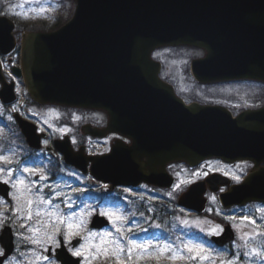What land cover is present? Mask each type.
Wrapping results in <instances>:
<instances>
[{"label":"water","instance_id":"obj_1","mask_svg":"<svg viewBox=\"0 0 264 264\" xmlns=\"http://www.w3.org/2000/svg\"><path fill=\"white\" fill-rule=\"evenodd\" d=\"M71 18L54 31L21 34L20 68L31 99L55 104L100 109L107 113L104 133L82 130L93 137L108 132L130 140L114 141L106 154L86 156L74 151L68 137L54 147L66 164L97 180L118 185L170 188L169 164L195 167L217 158L226 163H253L244 180L232 184L219 173L191 183L177 197V205L196 213L206 209V192L219 194L224 208L250 202L264 203V107L232 116L223 107L186 104L172 87L158 78L151 51L169 45H194L206 55L193 65L195 78L212 82L250 77L264 81V0H74ZM14 23L0 15V54L15 46ZM239 75V76H238ZM245 75V76H244ZM0 100L15 99L14 83H7L0 66ZM29 148L41 149L45 137L36 126L15 115ZM50 153L52 150L47 148ZM40 179V176L38 177ZM0 196L7 202L9 186L0 181ZM108 221L94 215L90 227L102 229ZM211 241L224 247L234 240L229 224ZM55 257L60 264H80L60 239ZM80 239L71 242L73 247ZM0 246L14 251L12 228L0 231Z\"/></svg>","mask_w":264,"mask_h":264},{"label":"rangeland","instance_id":"obj_2","mask_svg":"<svg viewBox=\"0 0 264 264\" xmlns=\"http://www.w3.org/2000/svg\"><path fill=\"white\" fill-rule=\"evenodd\" d=\"M3 2L4 0H0V12L6 11L8 7H3ZM11 5L13 6V11H28L30 15L31 9L38 10L40 7L47 9L49 6H51V9L53 10L49 11L46 18L38 17L20 19L13 16L18 24L21 26H27L43 19H48L49 21L51 20L50 22L54 24L55 20H52L53 13L63 14L64 17H66L68 16V11H70L71 16L75 3L74 0H46V2L45 0H40L39 3H35L34 0H15V2ZM21 5H23V7H21ZM70 16H68V18ZM50 27H54V25H51ZM195 54V51L183 48L178 50L165 49L160 54L162 64L164 67H166L171 80L177 82L179 87L182 89L193 87L191 80L185 75L183 69H181V66L183 65V60L185 58H189ZM21 85L22 83H19L17 86V92L20 93L22 101H24L27 104L29 110H31L29 113L31 114L32 118H34L39 127L43 129V132L46 133L47 139L45 140H47L48 143L45 144L44 140L42 149L40 151L34 152L29 150L24 141L19 136V131L17 129L10 128L7 110L0 104V109L3 110V114L0 115V142L2 141L0 143V155L8 156L9 160L12 161V163L7 165H5L3 161H0V168H4V173L0 175H3L4 178L9 179L10 183L8 184H11V181H15L18 178L23 179L25 184L31 188V193L29 195L34 201L39 196L43 197L45 200L51 201V203L49 205L34 203L32 206L33 216L31 220L27 219L26 206L23 207V210L20 213H13L12 208L16 206V201L13 200L12 195H10V203L6 202L5 204H0V209L5 210L4 218L6 222L4 225L11 226L13 231L15 249L12 255L17 251H20L24 252L27 256L32 257V252L30 250H34L36 253L43 255H48L49 251L45 252L42 246L23 242L22 237L18 238L16 232H20L23 233L24 236H28L31 235V233L27 231L28 227H40L41 233L38 235L43 238L42 234L45 230V225L42 223L38 225L37 220H46L48 218L43 216L38 217L36 216V212L37 210L54 211L56 205H59L60 214L63 215H67L70 212H75L79 215L82 210L85 213H91V215L85 214L84 219L86 224L81 231L80 236L73 238H80L81 242L78 246L73 248H78L81 244H84L86 248L88 247L89 242L86 239H82L81 237H86L89 231H100L91 229L89 227V223L91 217L94 214L100 215L101 211H112L124 216L126 218L123 222L125 232L127 233L128 229H132L131 233H128L129 238L136 240L137 243H151L152 245L167 243L171 244L173 247L181 248L183 243L192 241L193 243H203L206 248L214 250V254L222 253L224 249L227 248L229 257L238 251V249L233 247L232 243L226 245L224 248H218L212 245L210 237L202 233L199 228L195 227L191 222L196 220L204 222L207 220L212 221L213 225L220 224L222 227L228 223L234 231V241H236L238 244L243 243V241L237 240V236L241 232H251L253 227L247 223L241 224L239 220L241 216H252L256 220L257 224L264 226V220H261L260 218L261 214L257 213L255 210L256 206H264L263 203H249L242 207L223 208L220 204L218 196L212 193L207 194V209L211 208V212L206 210L202 214H195L184 209L181 211L182 208L178 207L176 204V198L187 188L190 183L182 184L179 190H174L173 188L163 189L142 183L135 188L128 186H118L112 191H104L105 183L96 180L89 174H82L72 166L65 165L60 156L53 158L45 150V146L52 148L53 138L61 137L64 133H74L73 140H71L72 146L74 148H77L79 145L83 144L81 138L76 135L77 128L80 122L83 120L81 119L80 114L76 111L67 110L66 108L68 107L64 108V106H39L33 104L27 95L24 86ZM245 88L239 94L243 100L246 98L249 101L256 93H254L253 89L249 87ZM259 93H257V95ZM260 98L264 99V97ZM50 109L54 110V112H49ZM55 113H59V117H57ZM73 114H75L78 119L74 120ZM45 120H48V122L52 124L53 127H49V123H44ZM57 129L66 130L61 132ZM85 144L87 146L85 149L86 152L88 151L94 154L104 153L109 149V143L107 141H95L94 143L86 142ZM237 164H240L241 167L244 168L245 173H247L251 167V164L248 162L225 164L215 159H209L192 170L188 169L187 167H182L181 165H174L168 169V172L174 177L175 184H177L180 180H191L194 182L204 176V173L209 174L210 172L215 171L223 175H225V172H236V174L242 175V177H244L245 175L236 169L235 166ZM209 165H211V167H209ZM24 167L37 169L38 171L35 175H39L41 173L46 175L49 173L52 179L49 182L36 181L34 179L35 175H30L29 173L23 172ZM8 168L13 169L14 174L11 177H8L7 175ZM197 172L199 175H192L193 173ZM177 173H179V176ZM226 176L232 179L231 174ZM232 181L235 182L233 179ZM125 188H128L129 191L124 192ZM75 189H79L80 191H74ZM57 192H59L61 195L57 196ZM169 192L173 193L171 197L167 195ZM11 193L15 194L16 189L12 188ZM210 196H215L216 201H211L209 199ZM67 203H71L72 207L68 208ZM21 205H24L23 198L21 199ZM138 209L140 211H138ZM217 210L220 211V215H217ZM225 216L237 217L236 223L239 226V231L232 227V222L226 221L224 219ZM184 219H187L190 223L188 225L181 223V221ZM13 221H15V223H13ZM21 224H24L25 227L20 228L19 225ZM156 225H159V227H156ZM204 226L211 227L212 225ZM47 228L50 230L51 225L49 224ZM1 229L2 227H0V230ZM103 229H107L108 231L113 232L115 235V229L110 222L109 225ZM172 230H175V232L178 230L179 232L183 233V235L179 238L178 235H176V237L173 239ZM60 237L63 239V235H57L56 239L60 241ZM92 242L98 243L99 240L98 238H94ZM121 242L126 243L124 240H121ZM250 244L251 246L264 245V237H257L254 240H250ZM18 245L19 248H17ZM65 246L67 250L69 247H72L70 243L65 244ZM46 247L50 250L51 256V249L53 248V245H46ZM92 250L94 251V249ZM69 253L71 254V252ZM184 254H187L186 250H184ZM165 255H168V253ZM32 258L34 259V257ZM79 258H81L80 264H82L83 257ZM244 260L245 258L241 256L242 264ZM37 264H45V262L41 260L38 261ZM55 264H59L56 258ZM92 264H101V262L93 261ZM148 264H156V262L151 260L148 262ZM162 264H186V262L179 260L175 262L163 260Z\"/></svg>","mask_w":264,"mask_h":264},{"label":"snow or ice","instance_id":"obj_3","mask_svg":"<svg viewBox=\"0 0 264 264\" xmlns=\"http://www.w3.org/2000/svg\"><path fill=\"white\" fill-rule=\"evenodd\" d=\"M35 3H39L40 0H34ZM46 2V0H45ZM12 5H8L6 11L0 12V15H9L15 16L20 19H29V18H38V17H47L51 6L49 8L40 7L37 9H31V15L28 11L16 12L12 10ZM23 7V5H21ZM245 106L247 102H245ZM17 106L13 105L11 111L16 112ZM31 111V110H29ZM49 112H54V110H49ZM3 114V110L0 109V115ZM35 114V113H34ZM59 117V113H55ZM13 117L8 116V120L11 121ZM73 119L76 120L78 117L73 114ZM44 123H49L48 120H45ZM49 127H53L49 123ZM58 131H65L66 129H57ZM43 131V129H40ZM75 142V141H73ZM45 144L48 143L47 140L44 141ZM0 161H3L5 165L12 163L9 160L8 156L0 155ZM246 163V162H244ZM211 167V165H209ZM236 169L247 175L244 168L240 164H237ZM38 170L35 168L24 167L23 172L29 173L30 175H35ZM4 173V168H0V174ZM14 174L12 168H8L7 175L11 177ZM231 174L232 179L236 183H240L242 180V175L236 174V172H225V175ZM179 176V173H177ZM193 176L199 175V173H193ZM207 175V173H204ZM45 177L41 173L40 179L43 180ZM0 181L5 184L10 183L9 179L4 178L3 175H0ZM191 180H180L177 184L173 185L174 190H179L182 184L191 183ZM11 186L13 189H16V193L12 195L13 200L16 201V206L12 208L13 213H20L23 210V207L27 208V219L31 220L33 216L32 206L34 203L49 205L51 201L45 200L43 197H37L34 201L31 196V188L25 184L23 179H16L11 181ZM106 188L107 185H104ZM74 191H80L75 189ZM129 189L125 188L124 192H128ZM223 192L224 189H221ZM57 196L61 195L59 192L56 193ZM170 197L173 195L172 192L167 193ZM24 199V205H21V199ZM209 199L213 202L216 201L215 196H210ZM6 201L3 197H0V204H5ZM67 207L71 208V203H67ZM87 207V206H86ZM256 212L260 213L261 220H264V206H256ZM4 209H0V227H3L5 224L4 218ZM183 211V209H181ZM208 212H211L212 209L208 208ZM85 214L91 215V213H85L83 210L78 215L75 212H70L67 215L60 214L59 205L55 206L54 211H41L37 210L36 216L38 217H47L46 220H37V224H44L45 230L43 231V238H41V228L40 227H28L27 231L31 235L24 236L23 233L16 232V235L22 237V241L25 243H30L32 245H39L44 248L45 252H48L49 249L46 245H53L51 249L52 255H43L36 253L34 250L32 252V257L27 256L24 252L17 251L12 256H9L7 251L0 247V264H37L38 261H44L45 264H55V248L60 246V241L56 239L57 235H63V243L69 244L74 237H78L83 230L86 221L84 219ZM101 216H104L112 224L115 229V235L113 232L108 231L107 229H101L100 231H89L86 237H81L86 239L88 247L86 248L84 244H81L78 248L69 247L68 251L71 252L74 257H83L82 264H92L93 261H100L101 264H148L149 261L154 260L156 264H162L163 260L169 261H184L186 264H242L241 256L245 258L243 264H264V245L261 246H251L250 240H254L257 237H264V226L257 224L256 220L252 216H241L239 218L241 224L247 223L252 225L251 232H241L237 236V240L243 241V243H237L236 241L232 242L234 248L238 249L235 254L228 256V249L225 248L222 253L214 254V250L206 248L203 243H193L192 241H187L183 243L181 248L173 247L171 244H156L152 245L151 243H137L136 240L129 238L128 233H131L132 229H128L127 233L125 232L123 222L126 219L124 216L112 212V211H101ZM143 215V214H141ZM217 215H220V211L217 210ZM226 221L232 222V227L239 231V226L236 223L237 217L235 216H225ZM15 223V221H13ZM181 223L188 225L190 222L187 219L181 221ZM195 227L204 233L208 237L212 236H221L224 229L220 224H212V221L201 222L199 220L191 222ZM51 225V229L48 230L47 226ZM204 225H212L211 227H205ZM20 228H24L25 225H19ZM159 227V225H156ZM63 229V230H62ZM98 238V243H93V239ZM121 240L126 241L122 243ZM19 248V245L17 246ZM94 249V251L92 250ZM186 250L187 254H184ZM168 253V255H165ZM22 258V259H20Z\"/></svg>","mask_w":264,"mask_h":264},{"label":"flooded vegetation","instance_id":"obj_4","mask_svg":"<svg viewBox=\"0 0 264 264\" xmlns=\"http://www.w3.org/2000/svg\"><path fill=\"white\" fill-rule=\"evenodd\" d=\"M14 35L17 39V45L13 50L11 56L7 57L8 58L7 62L11 60V62H8V65L11 66L10 68L11 71L13 70V67H17L19 64L17 61H15V57L17 51L20 49V34H18V32L15 30ZM180 48L190 49L196 52L195 55H192L189 58H185L183 60V65L181 66V69H183L185 75L191 80V84L193 85L192 88H188V89L180 88L177 82L171 80L166 70V67H164L162 64L161 61L162 59L160 56V54L165 49L178 50ZM205 55H206V51L198 46L164 47V48L156 49L151 54L152 58L155 61L160 62V69L158 72L159 77L162 78L164 81L170 83L175 93L187 103L197 102L201 105L221 106L228 109L234 115L246 109L259 108L264 104V99L260 98V97H264V82L256 81L253 79H229V80L211 82V83L197 81L194 78L193 65L196 61L202 60L205 57ZM7 58L2 57V60ZM247 76L240 78H249ZM8 81L11 80L8 79ZM13 81L15 83V86L19 85V83H22V80L20 78H15V80ZM245 87H249L253 89V92L256 93L253 96V98L249 101L246 98L245 100H243V98L239 94L242 90H244ZM257 93L259 94L257 95ZM245 102H247L248 106H245ZM5 108L7 110V114L13 117V119L10 121V128L17 129V124L15 122L14 116L18 115L26 121L35 123L37 125V130L39 132H43L40 131L41 128L39 127L38 123L34 120V118H32L31 114L29 113V108L25 102H22L19 106H17L18 110L16 112L11 111L12 106ZM66 109L78 112L81 116V119H83L77 128L76 135L79 138H81L83 143L81 144V146H83L84 149H86L87 147L85 144L86 142L93 143L95 141H107L108 143H111L118 137L116 134L110 133L105 138L100 139V138H91L82 133L81 127L85 124L91 125L92 127H96L99 129H104L108 119L107 114L105 112L91 110V109H84V108H66ZM101 133H104V131H102ZM66 135L70 138V140H73L74 133H64L61 137L53 138L52 142ZM46 139H47V135H46ZM44 177L45 178L43 180H36L35 179L36 175H35L34 179L39 182H49L52 179L49 173L44 175ZM9 185L12 188L11 184Z\"/></svg>","mask_w":264,"mask_h":264},{"label":"trees","instance_id":"obj_5","mask_svg":"<svg viewBox=\"0 0 264 264\" xmlns=\"http://www.w3.org/2000/svg\"><path fill=\"white\" fill-rule=\"evenodd\" d=\"M3 1V0H2ZM15 2V0H4V6L3 7H6L8 5H11ZM68 16H70V11H68ZM68 16L64 17L63 14H56V13H53V17H52V20H55V23L52 24L48 19H43V20H40V21H37V22H34V24H31V25H27V26H20L19 25V29H26V30H44V31H47V30H50L51 29V25H54V28L60 26L61 24H63L67 19H68ZM12 19H14L13 16H10ZM15 20V19H14ZM138 211H140L138 209ZM176 235H178V238L180 236L183 235V233L179 232L178 230L175 232L173 231L172 232V237L173 239L176 237Z\"/></svg>","mask_w":264,"mask_h":264}]
</instances>
